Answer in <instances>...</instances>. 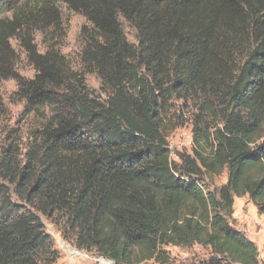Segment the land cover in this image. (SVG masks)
I'll list each match as a JSON object with an SVG mask.
<instances>
[{
    "label": "trees",
    "instance_id": "obj_1",
    "mask_svg": "<svg viewBox=\"0 0 264 264\" xmlns=\"http://www.w3.org/2000/svg\"><path fill=\"white\" fill-rule=\"evenodd\" d=\"M58 4L89 24L82 72L32 44L30 27L60 26ZM21 34L28 80L10 45ZM4 80L17 83L25 115L50 116L22 159L9 147L0 160V264L56 262L39 215L114 264H173L165 248L193 245L211 264H259L227 218L244 196L264 215V0H0ZM176 103L194 109L192 154L177 163L167 142ZM224 171L225 185L206 191Z\"/></svg>",
    "mask_w": 264,
    "mask_h": 264
},
{
    "label": "rangeland",
    "instance_id": "obj_2",
    "mask_svg": "<svg viewBox=\"0 0 264 264\" xmlns=\"http://www.w3.org/2000/svg\"><path fill=\"white\" fill-rule=\"evenodd\" d=\"M57 9L60 26L57 29L50 27L32 29L30 27L28 30L33 40L32 44L39 54H44L49 50L62 54L74 71L82 72L81 52L84 46L82 31L85 27L88 28L89 24L84 17L70 11L63 4H58ZM123 29L128 42L134 44V32L125 23H123ZM24 41H26L25 35L21 34L16 39H11L10 45L14 51L13 63L16 73L28 80L34 77L35 70L28 60ZM84 78L87 88L94 94L100 95V81L96 75L86 74ZM17 90L18 86L14 80L0 82V160L9 147L15 150L18 159H22L29 148L32 134L43 128L50 116L49 110L46 111L45 118L34 114L25 115L23 113L24 102L16 94ZM179 105L180 103L175 105V114L179 116L180 126L170 131L167 138L171 160L176 163L178 154H192L193 137L192 114L194 109ZM226 181L227 172L224 171L219 177L206 180L204 189L206 191L217 190L225 185ZM13 201L16 204L20 203L16 198H13ZM39 217L46 234L53 242V249L58 254V259L53 264H102V262L114 264L100 257L95 251L76 249L72 238L65 240L56 216L51 219L42 215ZM227 220L234 230L243 234L256 246L259 264H264V215L259 213L247 196H244L234 198L232 214ZM165 250L169 252L173 264H211L215 259L209 249L198 245L187 249L167 247ZM143 264L155 263L149 261Z\"/></svg>",
    "mask_w": 264,
    "mask_h": 264
},
{
    "label": "bare ground",
    "instance_id": "obj_3",
    "mask_svg": "<svg viewBox=\"0 0 264 264\" xmlns=\"http://www.w3.org/2000/svg\"><path fill=\"white\" fill-rule=\"evenodd\" d=\"M73 253H74V254H77L76 251H73ZM79 255H80V253H79ZM81 256H82V255H81ZM102 264H108V263H106V262H102Z\"/></svg>",
    "mask_w": 264,
    "mask_h": 264
},
{
    "label": "water",
    "instance_id": "obj_4",
    "mask_svg": "<svg viewBox=\"0 0 264 264\" xmlns=\"http://www.w3.org/2000/svg\"><path fill=\"white\" fill-rule=\"evenodd\" d=\"M112 262V261H111ZM113 263V262H112Z\"/></svg>",
    "mask_w": 264,
    "mask_h": 264
}]
</instances>
